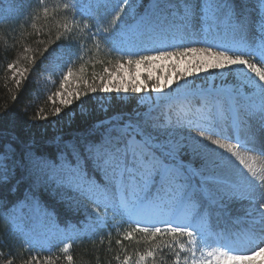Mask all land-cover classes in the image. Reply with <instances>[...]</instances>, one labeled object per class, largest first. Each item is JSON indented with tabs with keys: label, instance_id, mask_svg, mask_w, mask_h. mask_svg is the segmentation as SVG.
<instances>
[{
	"label": "snow or ice",
	"instance_id": "6c2138e0",
	"mask_svg": "<svg viewBox=\"0 0 264 264\" xmlns=\"http://www.w3.org/2000/svg\"><path fill=\"white\" fill-rule=\"evenodd\" d=\"M127 4L128 0H123V6L115 15V20L120 21V24L110 22L106 26H101L99 20L88 23L87 21L95 18L90 12L80 10V0H74L65 6L68 11L76 10V15L83 22L81 26L87 30L91 41L98 44L102 40L110 54L116 53L120 57L114 71L105 68L107 76L100 77L98 86L88 85L90 93H100L104 98L112 93H153L162 100L171 99L170 95L161 94L165 93L166 88H171L174 82L187 94L192 83L188 78L207 73L209 70L223 72L225 69L243 66L253 75L246 76L245 82L236 88L226 101L230 127L234 130L235 137L216 130L224 116L219 97L214 98L213 104L205 108L203 122L188 123L190 131L195 135H192L186 144H160L159 138L164 128L151 111L147 114L137 113L135 118L127 120L113 116L107 121H93L89 124V131H96L98 125L103 131L99 140H73L62 132H51L49 129L52 124H58L59 120H54L51 124H38L35 122L36 116L31 117L29 122L14 117L12 113L7 116L0 114V122L7 120L9 123V127H0V204H4L2 190L7 187L10 193L11 178L18 169L24 168L53 181L70 199L74 200L79 196L92 198L96 204L92 211L95 213L98 227L108 228L109 211L113 214V220L119 218L116 227L121 224H133L131 231H125L123 235L117 232L115 244L121 249L125 241L133 239V233H143L150 239L149 248L140 256L139 261L134 262L133 257L125 253L123 258L116 256L118 264H143L148 257H152V264H158V253H163L165 248L179 249L175 254V264H181V251L191 253V264H264V175L258 174L253 165L248 164L241 156V148L248 146V150L264 156V22L261 23L259 42L249 43L244 35L246 20L239 16L234 19L227 0H208L201 5L202 10H207L202 16L205 24L211 27L218 22L228 23L233 32L234 43L206 44L200 47L191 44H165L162 36L169 31L175 38L184 39L195 5L185 0L184 12L179 17L180 22L174 20L164 27L153 13L139 17L125 16L121 20L120 13ZM160 6V0H156L152 8L158 9ZM129 11L131 12V9ZM59 39L60 37H57V40ZM62 50L68 51L67 62L71 63L81 57L82 46L70 33L65 42L58 44L52 52L48 49L44 51L52 56ZM24 59L35 62L34 57L27 55ZM7 68L13 73L12 79L19 87L29 69L19 68L16 63H8ZM156 68H160L165 75H154ZM142 70L147 72V79H141ZM72 75L68 70L63 77L64 82L66 83ZM17 76L20 79H17ZM180 81L185 83L181 84ZM242 88H248L251 96L242 92ZM55 95L60 97L59 103L62 106H68L70 109V112L62 114L60 107L55 108V115L61 119L68 116L71 120L75 116L76 109L71 108L73 97L78 102H86L81 101L80 91H68L67 99L64 98V92H57ZM83 96L87 98L89 91L83 92ZM252 97L258 98L259 103H255ZM233 100L236 101L235 105L231 103ZM257 115L259 127H251L249 121ZM40 119L47 120L48 117ZM84 121L87 123V118H84ZM5 132L7 136H4ZM241 132L246 135L248 145L241 144ZM160 149H164L168 156L188 150L201 159V169L192 172V175L201 178L199 191L187 183L189 177L185 170L173 164H166L159 158L157 151ZM233 158L244 165L247 171L232 174L230 162ZM89 161L96 168L111 172L113 180L120 182L119 197H109L106 190L101 192L97 189L87 170ZM125 174L129 176L127 181L124 179ZM228 175H231L230 179L226 178ZM135 176L140 177L141 190L158 176L161 189L168 192V200L137 196V185L133 182ZM210 186L219 193V200L214 202L240 199L246 201L248 207L238 221L243 224V228L237 232L226 228L225 235L217 241L219 246L226 250L210 251L207 253L210 259L197 260V242L200 241L202 245L209 242V233L204 227L207 218L203 215L192 216L190 210L199 203L201 195H209ZM128 191L132 193L131 198L123 195ZM100 197L103 198V204ZM172 207L176 209L174 219L160 220L159 216ZM186 217L191 218L187 219V222H180ZM111 235L112 232L107 231L106 238ZM163 236L172 237V242L161 239L160 243H151L156 241L157 237ZM181 237H187L186 244L181 242ZM44 240H50V237L45 236ZM241 242L246 246L255 247L250 252L240 251L235 245ZM25 245L27 255L20 257L19 264H56L58 258L54 259L52 252L57 246L46 247L43 241L30 234L25 235ZM71 247L70 243H63L61 251L66 254ZM0 256H3L2 251ZM15 258L14 253H9L0 264H13ZM66 260L67 264H73V256L67 255ZM183 264H188V261L185 260Z\"/></svg>",
	"mask_w": 264,
	"mask_h": 264
},
{
	"label": "trees",
	"instance_id": "16d2710c",
	"mask_svg": "<svg viewBox=\"0 0 264 264\" xmlns=\"http://www.w3.org/2000/svg\"><path fill=\"white\" fill-rule=\"evenodd\" d=\"M73 2L74 0H0V114L7 116L8 113H12L14 117L29 122H31V117L36 116V123L51 124V120L54 119L55 107H52L51 103L43 97H34L36 85L33 80L42 71V68L52 61L55 55L63 52L68 57L67 50L53 53L52 56H49L44 50L48 49L49 52H52L58 44L65 42L70 33L73 39L78 40L82 46L79 59L71 63L65 61V68L73 73L70 78L72 82L80 85L91 84L96 86L100 77L107 75L104 71L105 68L112 71L115 69L120 57L116 53L110 54L102 40L97 44L89 39V34L81 26L83 22L76 15V10H66L65 6ZM183 2L185 3V0H179V4H177L176 14H180V16L184 12L181 5ZM189 2L195 5L194 11L198 12L194 20L202 21V26L206 27L207 25L202 16L207 10H202L201 5L208 2V0H190ZM121 6H123V0H101L95 1L92 9L81 11L90 12L95 18L87 21L88 23H95L96 20H99L101 26H106L110 22L119 25L120 21L115 20V15ZM129 9L128 5L124 6V11L120 13L121 20L125 16L139 17L153 13L159 18L161 24L165 17L170 15L174 17L173 9L168 7L154 9L149 0H141V5L135 13L130 12ZM231 11L234 12L233 9ZM236 16L241 17V15L235 14L234 19ZM254 16L255 24L261 26V23L264 22V13L261 15L259 11H256ZM74 17H76L75 20ZM209 29L210 31L214 30L212 26ZM217 29L221 33L224 32L220 24H218ZM57 37H60V39L57 40ZM162 38L165 44L185 45L187 42V37H184L183 40L177 39L171 31L163 33ZM26 55L34 57L35 62L25 60ZM8 63H16L19 68L29 69L19 87L12 79L13 73L7 68ZM89 102L92 113L89 115L75 113L74 118L68 123L65 122L60 130L53 127L49 130L51 132H62L73 140L77 138L81 140L84 138L99 140L103 135V131L99 129L98 125H96V131H89V124H92L93 121L104 120L105 117L100 113L91 96ZM202 104L200 101H189L186 105H180V107L181 110L185 106L187 107L191 112L189 118L203 121L204 108H207L210 104L205 107ZM136 106V101L121 102L116 101L114 97L107 115L108 117L122 116L123 120H127L132 118L130 117L131 111ZM44 116L48 119H40ZM84 118H87V123H85ZM0 127H9L8 121L0 122ZM4 136H7L6 132ZM157 153L163 157L161 152L157 151ZM165 158L163 157V160L168 162ZM129 160H131V157H129ZM184 160L190 164L197 162L196 160ZM87 170L97 188L107 186V181L103 179L100 169L96 168L90 161ZM10 185L12 188L10 193L7 187L2 190L4 204H0V251L3 252L0 261L5 260L9 253H14L16 258L13 264H19L20 257L27 255L25 235L14 228L13 217L16 219L26 213L33 200L44 211L45 217L54 219L55 226L63 229L66 233L68 238L65 243L72 245L68 253L65 254L61 251L63 243L54 244L57 247L52 255L54 259L58 258L56 264H67V255L73 256V264H118L116 256L119 255L123 258L125 253L132 256L135 262L139 261L140 256L149 248L150 239L139 232L133 233L131 241L124 242L123 249L115 244L117 232L123 235L125 231H131L133 224H121L120 227L108 224L107 229L86 227L84 218L80 213L70 211L63 205L62 201H59V189L53 181L46 180L24 168H20L11 178ZM166 192L161 189L160 182L156 179L149 188L147 195L150 199L153 197L162 199ZM199 205L202 209L207 207L202 196H200ZM247 207V202L240 199L229 201L225 209L209 207L212 212L206 230L211 229L217 237H223L226 228L232 232L239 231L243 228V224L238 221L244 216ZM17 209L21 210L19 215ZM49 213H52L53 217H49ZM107 231L112 232L110 238H106ZM161 239L172 242L173 238L170 236L157 237V240L151 243H160ZM180 240L185 244L187 243V237H181ZM46 247H53V245ZM197 248L195 259L203 260V245L200 241L197 242ZM178 250V248L171 250L165 248L163 253H158V264H175V254ZM180 257L181 264L185 260L188 261V264H191L193 259L191 253L183 251L180 252ZM143 264H152V257H148Z\"/></svg>",
	"mask_w": 264,
	"mask_h": 264
},
{
	"label": "rangeland",
	"instance_id": "374dc122",
	"mask_svg": "<svg viewBox=\"0 0 264 264\" xmlns=\"http://www.w3.org/2000/svg\"><path fill=\"white\" fill-rule=\"evenodd\" d=\"M7 1V0H4ZM95 1L101 0H80V10L92 9V5ZM150 3L153 5L156 3V0H149ZM190 1V0H189ZM161 8L168 7L173 9V16H167L161 21V25L167 27L171 24L174 20L179 23L180 14H176L177 11V4H179V0H160ZM227 3L231 5V9L234 10L232 12L233 17L235 14L241 15L243 19L246 20L247 26L244 32V35L249 43H258L260 37V27L255 24V16L254 14L256 11L262 15L264 13V1L263 0H227ZM132 13H135L139 6L141 5V0H128L127 4ZM182 9H184V2L181 4ZM193 15L190 17L188 21V28L187 31L184 33V37H187V42L185 45L191 44L192 46H205L206 44H231L234 43V37L231 27H229L228 23L226 22H218L215 25H212L214 30L210 31L209 27H203V22L200 20H194L197 17V11L193 10ZM220 24L223 27V33H221L217 26ZM67 60V54L61 53L55 55L52 61L42 68V71L38 73L34 77V82L36 85V91L34 93L35 98L43 97L47 99L52 107H60L62 114L65 112H70L68 106H62L59 101L60 97L56 96L55 93L57 92H64L65 99H67V92H76L80 91L81 93V101L86 102H78L76 101L75 97H73V104L71 108H75V113H83V114H90L92 113V107L89 102V97L91 96L95 105H97L98 110L100 113L105 117L104 120L107 121L108 109L111 107V103L113 102V98H116V101L121 102H130L131 100L136 101L137 106L131 111L130 117L135 118L137 113L147 114L149 111L153 113L154 118H156L164 128V131L161 132L159 143L160 144H167L169 142H179V143H188L190 137L195 135L194 132L190 131L188 123L191 122L192 124L201 123L200 119H191L188 116L190 115V111L185 106L183 110H181L180 105H186L189 101H200L203 103L202 105L205 107L206 105L210 104V107L213 102L214 98L219 97L220 104L222 109L224 110V116L219 121V126L217 127V131H222L226 135L234 136L235 132L230 127L231 121L228 118V102L227 98L234 92L236 88L241 87V85L245 82L246 76L253 75L250 72H247L241 66L240 68H233V69H225L223 72L219 70H209L207 73H201L199 76H194L188 78V80L192 81L191 86L185 94L178 85L174 82L171 88H166L165 93L161 95H170L171 99H160V97L156 96L153 93H148L147 95H137V94H115L112 93L104 98L102 94L97 93L92 95L88 88V84L80 85L77 83L72 82L70 79L65 83L63 77L67 74V69L65 68V61ZM170 67V66H169ZM115 70V69H114ZM113 70V71H114ZM132 71H135L133 66ZM154 75H165V73L160 69H154ZM107 76V75H106ZM105 76V77H106ZM17 79H20L17 76ZM141 79H147V72L142 70L141 72ZM181 84L185 83V81H180ZM99 85L98 84L96 86ZM89 91V96L85 98L83 96V92ZM242 92L248 93L251 96L248 88H242ZM51 98V99H50ZM255 103H259L258 98L252 97ZM53 100L55 103H53ZM233 105H235L236 101H231ZM79 105V106H77ZM203 109V107H201ZM205 109V108H204ZM122 119V116H118ZM74 116L72 117V119ZM71 119V120H72ZM54 120H59L58 124H52L54 129H61L65 122H70L68 116H64L63 119L57 117L54 114V119L51 120V123ZM249 125L254 128L259 127V116L257 115L253 119L249 121ZM215 127V125H214ZM239 139L242 145H248V140L246 135L241 132L239 134ZM250 147V146H248ZM248 147L241 148V156L246 160L248 164H252L253 167L258 170V174L264 175V156L258 155L255 151L248 150ZM223 151V150H219ZM159 152L166 157L165 159L168 162L163 160V157L158 156L161 160L164 161L166 164H173L179 166L181 169L186 171L189 179L187 183L197 191L200 190V176L192 175V172L201 169V159L191 153L188 150H185L175 156H168L164 149H160ZM227 155V154H225ZM192 161L196 160L195 164L187 163L185 160ZM256 160V161H255ZM254 161V162H253ZM258 168V169H257ZM230 169L232 170V174L236 172H246L244 165L240 164L238 160L235 158L232 159L230 162ZM100 172L103 175V179L107 181V188L105 186L97 188L99 191H107L109 197L116 196L119 197L121 195V191L119 190V181L113 180L111 172H105L104 170L100 169ZM226 178H231V175H228ZM125 181L129 179V176L125 174L124 177ZM158 179V176L153 178V182L150 183L146 188L141 190V180L139 176H135L134 183L137 185V192L136 195L143 198L147 196L149 199L150 197L147 195V192L151 185ZM115 186V190H114ZM58 197L59 201H62L63 205L68 208L70 211L75 213H80L84 221L86 223V227L88 228H96L97 222L95 220V213L92 211L93 208L96 207V204L93 203L92 198H85L82 196L76 197L74 200L70 199L68 196L64 195L60 190H58ZM123 195L127 198H131L132 193L131 191L123 193ZM205 199V204L207 207L202 209L199 203L196 205L195 208L191 209L192 216L196 215H203L207 218V223L204 225L205 229L211 217L212 210L209 207H217L220 209H225L226 204L229 201L237 200V199H228L223 201L222 203L214 202V200H219V193H217L214 187H209V195L204 196L201 195ZM101 204L104 203L103 198L100 197ZM162 200H168V192L165 193ZM35 200H33L30 204V207L23 213L21 217H17L14 219V228L20 231L22 234H30L40 239L45 243V246H52L56 243H65L67 241L68 236L59 227L55 226L54 219H47L45 217V213ZM20 209H17V214L19 215ZM101 212L103 214V209L101 208ZM176 212L175 207H172L169 211H166L163 215L159 216L160 220H173L174 213ZM49 217H53L52 213L48 214ZM112 212H108L109 223L111 225L116 226L119 223V218L113 220L112 219ZM191 217L182 218L180 222H187V219ZM131 225V224H128ZM104 228L103 226H100ZM209 233V242L206 245H203V253L204 258L207 257V253L210 251H225L226 249L219 246L217 241L220 237L215 236V232L211 229H207ZM50 237V240H44V237ZM235 247L240 251H251L255 245L246 246L243 242L235 245ZM234 254V253H230Z\"/></svg>",
	"mask_w": 264,
	"mask_h": 264
},
{
	"label": "bare ground",
	"instance_id": "6f19581e",
	"mask_svg": "<svg viewBox=\"0 0 264 264\" xmlns=\"http://www.w3.org/2000/svg\"><path fill=\"white\" fill-rule=\"evenodd\" d=\"M256 161V160H255ZM254 162V161H253ZM258 169V168H257ZM258 171V170H257Z\"/></svg>",
	"mask_w": 264,
	"mask_h": 264
}]
</instances>
